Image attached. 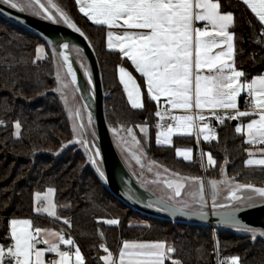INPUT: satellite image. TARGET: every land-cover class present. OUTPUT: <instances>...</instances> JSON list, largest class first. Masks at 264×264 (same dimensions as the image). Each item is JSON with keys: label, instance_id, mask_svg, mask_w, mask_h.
Returning a JSON list of instances; mask_svg holds the SVG:
<instances>
[{"label": "trees", "instance_id": "1", "mask_svg": "<svg viewBox=\"0 0 264 264\" xmlns=\"http://www.w3.org/2000/svg\"><path fill=\"white\" fill-rule=\"evenodd\" d=\"M21 1L16 0L19 6L14 9L21 11L23 8L21 12L42 18L28 12ZM31 1L37 8L35 1ZM40 2L46 4V0ZM52 2L84 33L96 55L104 90L106 121L129 171L135 169L130 168L119 151L118 137L113 129L118 132L143 126L147 128V137L138 132L136 136L144 149L146 164H152L157 173L153 175L152 183L171 180L172 177H195L199 180L205 177L206 181L227 178L242 185L264 186V167L245 165L248 144L242 134L235 131L231 121L217 129L214 141L202 144V150L210 153L216 161L210 169H204L199 158L194 162L179 159L175 145L158 146L155 142L158 106L150 99L143 79L133 71L128 61L117 51L106 47L105 27L92 24L78 10L75 0ZM219 2L222 13L233 14L234 61L237 70L245 73L242 80L248 82L263 75L264 26L242 1ZM40 45L44 47L42 59L37 58ZM69 48L78 62L73 50L82 51L73 45ZM123 64L141 85L144 105L141 109L130 106L119 81L118 66ZM57 65L63 64L47 42L0 15V245L11 244L9 222L12 219H29L33 221L34 228H54L66 234L79 247L85 264H102L105 247L116 257L124 241L167 243L174 252L166 264H171L172 260L179 261V264H215L216 251L222 258L239 257L240 264H264L263 239H253L231 227L153 218L131 209L115 197L87 161L85 153L76 146H65L73 136V129L55 92ZM17 122L20 124L19 135L15 127ZM182 141L184 139L176 138L175 143ZM99 167L103 169L101 162ZM165 168L168 172L164 171ZM49 188L55 191L58 219L34 212V193ZM192 202L194 206L184 209L206 211L195 204L196 200ZM250 202L246 207L263 203L258 197ZM219 210L226 209H215ZM108 219H116L119 223H103ZM65 220L69 224H65Z\"/></svg>", "mask_w": 264, "mask_h": 264}, {"label": "snow or ice", "instance_id": "2", "mask_svg": "<svg viewBox=\"0 0 264 264\" xmlns=\"http://www.w3.org/2000/svg\"><path fill=\"white\" fill-rule=\"evenodd\" d=\"M8 4L11 8H18L16 0H0ZM80 5V12L84 14L94 24L107 26L109 29H124L123 34L116 35L112 31L107 33V47L118 49L135 66L136 71L146 78L147 93L151 100L159 102L161 97L166 98V103L172 110L182 109L186 113H191L195 108L194 114L170 115L169 112L157 111L155 115L163 122L166 117L170 118L174 124H158V128L164 130L157 134L156 142L160 145H171L173 135H193L196 131L197 138L203 135L205 141L216 139V135L207 123L202 126L197 125V121H204L206 117L202 114L204 109L210 110L216 115L217 110H224L225 113L231 111L233 115L216 116L220 123L225 119L237 120L242 117L256 116L246 125L247 140L251 145H264V75L253 78L250 82L242 80L245 77L243 71L235 68L234 61V34L229 32L233 25V14L222 13L219 0H76ZM51 8H55L63 22L68 27L84 35L79 28L62 12L52 0H47ZM243 3L251 8L252 12L259 18V22L264 25V0H243ZM45 12L46 19H53L48 14V8L41 4L40 0H35ZM23 11V8H20ZM197 22H203V27H196ZM62 47L67 50L68 44ZM43 49L38 48L41 53ZM63 57L68 76L71 77L70 83L76 85L77 76L73 70L72 63L69 62L68 55L60 53ZM38 59L41 57H37ZM120 82L124 86L131 107L141 109L144 107L141 100L140 87L137 85L133 76L123 67L119 69ZM57 80L60 87L57 91L63 92L68 87L64 82L59 71ZM89 83L91 80L89 79ZM242 93H246L247 110L241 111L238 107V98ZM66 100V98H65ZM76 115H79L77 112ZM91 117H89V121ZM2 123V122H0ZM17 135H19L20 124L15 125ZM83 125L80 128L83 129ZM243 128L237 126L235 131L242 133ZM115 132L116 130L113 129ZM127 133L132 141L139 146L133 130L128 128ZM141 132L147 131L146 127H140ZM81 133V137H82ZM76 143H86L83 138ZM89 151H91L89 149ZM264 154V148L259 150ZM177 156L184 160L192 159L191 149L179 150ZM100 155L96 150L94 156L90 154L89 160L97 164L94 157ZM207 155V164L215 166L216 161L211 154ZM249 157L254 155L249 151ZM133 158L137 163L140 156L133 153ZM154 163V162H153ZM247 166H264V158H249ZM157 167H160L157 165ZM151 171V168H149ZM97 171L101 177L104 172ZM168 172V169H164ZM178 176V174L173 173ZM234 179V178H233ZM184 181L199 185L198 191L193 194V199H197L204 207L206 201L203 195V184L199 178L180 177L176 180H165L164 183L173 191V197L181 195L185 187ZM223 183L229 186L227 199L231 201H241L238 192L250 190L264 202V188H257L251 184L234 183L233 180L211 181L213 189V208L228 209L222 216L224 223H236L235 213L241 209L239 207L229 208V205L216 204V191L218 184ZM54 189L49 188L42 196L36 193L34 200L36 213H47L50 217H56V205L51 197ZM255 197L249 196L247 199L252 201ZM166 210V209H164ZM183 211V209H179ZM65 224L69 221L65 220ZM103 223L117 225L116 219L104 220ZM9 237L13 243L10 245H0V264H85L84 257L79 247H75L74 252L62 251L60 245L74 246V241L58 232H44L42 229L33 227V221L29 219H12L9 222ZM244 232H252L253 239L256 238L255 230L248 227L239 228ZM48 236L53 239H43L40 237ZM259 235L264 236V232ZM47 245L46 249H40L38 244ZM107 253L102 256L104 264H165L166 260L171 259L174 248L166 246L164 242L138 243L124 241L114 257L106 247ZM47 253H55L58 259L45 260ZM74 257V260H73ZM171 264H179V261L172 260ZM218 264H240L239 257H232L230 260H219Z\"/></svg>", "mask_w": 264, "mask_h": 264}, {"label": "water", "instance_id": "3", "mask_svg": "<svg viewBox=\"0 0 264 264\" xmlns=\"http://www.w3.org/2000/svg\"><path fill=\"white\" fill-rule=\"evenodd\" d=\"M0 15L40 36L53 48L62 64H64V61L58 52V45L61 41H66L68 46L73 45L77 47L84 54L90 67L91 78L83 74L73 53L68 47V51L72 57L73 70L77 76L76 84L80 95L85 104L89 94L93 99V113L91 116L98 143L97 150L100 153L98 157L101 160L103 168L101 169L99 167V169L104 172V176L101 177L99 175L97 165L94 164L93 166L115 197L133 210L153 218L170 222L210 225L213 227L225 226L231 228L248 227L252 229H264V202L240 208L241 210L235 213L236 223L232 224L224 223L222 216L218 214L228 209L215 211L212 210V203H206L204 206L207 208L206 211H189L185 209L179 211L182 208L176 207L148 191L128 170L113 142L105 117L104 90L99 64L86 38L81 36L79 32L68 27L66 23L60 24L46 20L45 18L32 16L11 8L2 2H0ZM64 68L66 70V67ZM89 79L91 80L90 86L88 84ZM87 103H89V100H87ZM231 124L236 126L237 122L234 120L231 121Z\"/></svg>", "mask_w": 264, "mask_h": 264}, {"label": "rangeland", "instance_id": "4", "mask_svg": "<svg viewBox=\"0 0 264 264\" xmlns=\"http://www.w3.org/2000/svg\"><path fill=\"white\" fill-rule=\"evenodd\" d=\"M21 3L24 7H26L28 12H30L32 14H36V15L38 14L42 18H45L44 10L41 9L38 5L36 8L34 6V3L31 0H23V1H21ZM45 5L48 8V14L53 16V19L49 20V19L45 18L46 20L56 22V23H60V24H65L63 22V19L59 16V13H57L56 9L51 8L48 5L47 0H46ZM38 48L43 49V46L40 45V46H38ZM73 52L77 56L79 66H80L83 74H86L87 76H89V78H91L90 67L88 65L87 60L84 58L83 54L77 50H73ZM38 56L41 57L39 59H42L44 57L42 55V52L41 53L37 52V57ZM58 71H59L61 77L64 79V82L68 84V87L63 89L62 93L60 91H57V89L60 87V83L57 80V86H56L55 92H56L59 100L63 104L64 108L66 109L67 115L70 119L71 126L73 129V136L65 144V146H67V147L68 146H71V147L76 146L77 148H79L81 151H83L85 153L87 161L89 163H91L89 160V156H90V154L94 156V153L98 149V143H97V138L95 135V127H94V124L92 121V116L89 113L87 106H86L85 102L83 101V99L80 95L77 84L72 85L70 83L71 77L68 76L67 69L65 71L60 65H57V72ZM57 72H56V77H57ZM88 84L90 86L89 81H88ZM72 95H74V96H72ZM65 98H66V100H65ZM77 112L79 113V115H76ZM89 117H91L90 121H89ZM80 125L84 126L83 129L80 128ZM136 132L140 133V135L143 137H147V131H146V133L141 132L140 127H137V130H133V134L135 135L136 140H138V138L136 136ZM81 133L83 134L82 137H81ZM114 135L118 137L116 143H117V147L119 148V151L121 152L123 157L126 159L130 168L135 169V171L130 169V172L133 175H135L136 178H139L140 182L144 186L148 187L154 194L155 193L159 194L163 199H165L169 202L171 201V203L176 207L184 209V208H190V207L194 206L192 201L197 200V199H193V194L196 193L198 190L196 191L194 189V187L188 186V187L184 188L183 191H181L180 196L170 199V197H173V191H172V189H169L167 186L165 187L164 181L160 180L159 182L158 181L156 182V180H155L153 183L151 182L152 178L154 177L153 175L154 174L157 175V173H155L156 171H155V168L152 164H150V163L146 164L145 157H144V149H143L141 143L139 144V146H137L132 141L131 136L128 135L126 130L124 131V130L120 129V130H118V132L115 131ZM81 138H83V140L86 143H76V141L80 140ZM89 149L91 151H89ZM134 152L136 155L140 156V162L139 163H137L136 159L133 158ZM94 158L97 161V164H95V165L99 166V162H101V160L99 159V157H94ZM91 165L93 166L94 164L91 163ZM149 168H151V171L149 170ZM220 180H222V179H220ZM223 180H225V178ZM200 181L203 184L204 200L206 201V203L208 200H210L213 203V189L211 188V184H210L211 180H207L205 182V177H203V180H200ZM159 183H161L162 185ZM163 187H165L166 190ZM228 188H229V186L226 184H223V183L218 184V188L216 191V199H215L216 202L217 201L219 202L218 204H222L225 201H228V199H227V197L229 195ZM193 191H195V192H193ZM228 203H229V208H234V207L240 208L241 206L251 204V202L248 200H242L239 202L228 201ZM203 208L207 209L205 207H203ZM238 229L239 228H234V230L236 232L244 233V234H247V235H250L251 237H253L252 232H244V231H241ZM254 230L256 233V238H260V239L264 240V236L259 235L260 232H264V229H254Z\"/></svg>", "mask_w": 264, "mask_h": 264}, {"label": "crops", "instance_id": "5", "mask_svg": "<svg viewBox=\"0 0 264 264\" xmlns=\"http://www.w3.org/2000/svg\"><path fill=\"white\" fill-rule=\"evenodd\" d=\"M240 1H242L243 2V0H240ZM75 2H76V0H75ZM76 5H77V7H78V10L80 9V5L76 2ZM246 5V4H245ZM247 6V5H246ZM248 7V6H247ZM249 8V7H248ZM249 10L252 12V10H251V8H249ZM80 11V10H79ZM82 13V12H81ZM255 16H256V14L254 13V12H252ZM83 14V13H82ZM84 15V14H83ZM86 17V16H85ZM87 18V17H86ZM256 18L259 20V18L256 16ZM88 19V18H87ZM89 20V19H88ZM92 24H94L91 20H89ZM233 23H234V19H233ZM94 25H97V24H94ZM99 26H103V27H105V29H106V47H107V33H108V31H112L114 34H116V35H121V34H123V31H124V29H121V28H113V29H109L107 26H104V25H99ZM196 27H203L204 26V24H203V22H197L196 23V25H195ZM233 26V25H232ZM232 26H230V28H229V32H231V28H232ZM264 26V25H263ZM232 33V32H231ZM233 34V33H232ZM108 48V47H107ZM109 49V48H108ZM110 50V49H109ZM111 50H113V51H117L120 55H121V57L122 58H124V59H126L127 61H128V63L131 65V67H132V69H133V71L138 75V76H140L142 79H143V81H144V85H145V88H146V91H147V87H146V78L145 77H143L142 76V74L141 73H139L138 71H136V69H135V66L132 64V62L127 58V57H125L122 53H120L119 52V50L118 49H111ZM234 53H235V39H234ZM42 55L44 56V47H43V51H42ZM121 67H123L126 71H128L132 76H133V79L136 81V83H137V85L140 87V91H141V100H142V103H143V94H142V88H141V85H140V83H139V81L137 80V78L135 77V75H134V73L133 72H131V70L126 66V65H120V66H118V78H119V81H120V73H119V69L121 68ZM235 68H236V66H235ZM237 69V68H236ZM264 75V74H263ZM258 76H260V75H258ZM255 77H257V76H255ZM255 77H253V78H255ZM252 78V79H253ZM242 79V78H241ZM251 79V80H252ZM251 80H249L248 82H250ZM121 83V82H120ZM122 84V83H121ZM122 86H123V84H122ZM123 88H124V86H123ZM125 91V90H124ZM126 93V92H125ZM126 96H127V93H126ZM244 97H247V94L246 93H242L241 94V96L238 98V107H239V109L241 110V105H242V100H243V98ZM127 99H128V97H127ZM128 102H129V100H128ZM155 103H156V105L158 106V110L159 111H161L162 110V108H163V106H164V104H167L166 103V98H164V97H161V99H160V101L159 102H157V101H154ZM129 104H130V102H129ZM130 106H131V104H130ZM193 110V109H192ZM241 111H244V110H241ZM225 113V111L224 110H217L216 111V114H218V113ZM229 112H231V111H229ZM228 113V112H227ZM169 114L170 115H176V116H180V115H185V114H194L193 113V111L191 112V113H186L184 110H182V109H175L174 111H172V112H169ZM202 114L206 117V119L204 120V121H197V125H198V127L199 126H202L204 123H207L208 124V119H209V117L211 116V115H213V113L210 111V110H208V109H204L203 111H202ZM254 118H258V117H256V116H250V117H242V118H240V119H237V120H235L236 122H237V124H236V126H235V128L237 127V126H241L244 130H243V132L242 133H240V134H242V136H243V138H244V140H245V142H246V140H247V130H246V125H247V123H249L250 121H251V119H254ZM232 121H234V120H232ZM172 124H174V122H172ZM212 130V129H211ZM160 131H162L160 128H158L157 129V132H156V134H155V142H156V138H157V134L160 132ZM196 131L197 130H194L193 131V135H173V137H172V144L171 145H167V144H164V145H160V144H157V142H156V144L158 145V146H162V147H171V146H174L175 145V153L177 152V149H179V150H187V149H191V152H192V159L191 160H189V161H186V160H184L183 159V157H179V156H177V154H176V156L179 158V159H182V160H184L185 162H194L197 158H199V160L201 161V164H202V166L204 167V169L206 168V169H210L211 167H213V166H209L208 164H207V155L206 154H210V153H208V152H206V151H203L202 150V144H208V143H210V142H212V141H214V140H209V141H205L204 139H203V135H200L199 136V139L197 138V135H196ZM212 132H214L215 133V135H216V138H217V132H218V130L216 129V130H212ZM176 138H179V139H184V141H182V142H178V143H175V140H176ZM186 140V141H185ZM247 143V142H246ZM248 144V143H247ZM195 146H197V148L195 147ZM262 148H264V145H262V144H256V145H251V144H248V149H247V158H246V160H245V165H246V161L249 159V158H253V159H259V158H264V154H262L259 150L260 149H262ZM249 151H251V152H253L254 153V155L252 156V157H249V155H248V153H249ZM247 166V165H246ZM247 167H264V166H247ZM178 178H180V177H172L171 178V180H176V179H178ZM220 181H223V180H220ZM184 183H185V187L184 188H186V187H188V186H192V187H194V189L197 191L198 190V188H199V185H197V184H194V183H190V182H188V181H184ZM183 188V189H184ZM257 188H264V186H260V187H257ZM183 189H182V191H183ZM48 190V189H47ZM47 190H45L44 192H36V193H40L42 196L47 192ZM36 193H34V196H33V208H35L36 207V203H35V200H34V197H35V194ZM238 195L239 196H241V201L242 200H248L247 199V197H249V196H253V197H255V194L253 193V192H251L250 190H242V191H240V192H238ZM161 199H163V198H161ZM51 200H52V202L56 205V212L58 213V210H59V206L55 203V191H54V194H53V196L51 197ZM163 200H165V199H163ZM165 201H167V200H165ZM229 201V200H228ZM228 201H225L224 203H222V205H229V203H228ZM249 201V200H248ZM168 202V201H167ZM232 202H239V201H232ZM215 203L216 204H218V202H216L215 201ZM228 203V204H227ZM195 204L196 205H198L199 207H201V205H200V203H199V201L198 200H196V202H195ZM213 204V203H212ZM241 207H246V205H244V206H241ZM201 208H203V207H201ZM212 210H215L214 208L212 209ZM35 212V211H34ZM36 213V212H35ZM36 214H42V215H46V216H48L47 215V213H36ZM50 217V216H49ZM52 218H56V217H52ZM40 229H42L44 232H58V233H61V234H63L64 236H65V238H69V237H67V235L66 234H64V233H62V232H60V231H58V230H56V229H54V228H40ZM9 232H10V228H9ZM40 239L41 240H43V239H53L52 237H48V236H44V235H42L41 237H40ZM128 242H138V243H140L141 241H128ZM11 243H13V241H11ZM142 243H151V242H142ZM166 244V246H168V244L167 243H165ZM37 247L38 248H40V249H46L47 248V245H45V244H41V245H37ZM75 247H77L76 245H74V246H69V245H60V248H61V250L62 251H64V250H69V251H72V252H74V250H75ZM82 254V253H81ZM107 254V253H106ZM105 254V255H106ZM52 255H56L55 253H47L46 252V255H45V260L47 261V260H49V257L50 256H52ZM83 256V255H82ZM114 256V255H113ZM118 256V255H117ZM115 257V256H114ZM73 260H74V257H73ZM102 264H104V262H103V260H102ZM165 264H166V261H165Z\"/></svg>", "mask_w": 264, "mask_h": 264}, {"label": "built area", "instance_id": "6", "mask_svg": "<svg viewBox=\"0 0 264 264\" xmlns=\"http://www.w3.org/2000/svg\"><path fill=\"white\" fill-rule=\"evenodd\" d=\"M247 100H248V97H244L243 98L242 105H241V110H247V107H246V101ZM161 111L172 112L174 110H172L170 108V105L164 104V106H163V108H162ZM192 111H193V113H195L197 110L195 108H193ZM233 114H234L233 112H228V113H223L222 112V113H218L216 115H211L209 117V119H208V125H209L210 129L216 130V129L222 127L226 123V121H232L231 119H225L224 120V123H220L219 120L216 118L217 115L218 116H225V115H229L230 116V115H233ZM172 122L173 121L170 118L166 117V119L163 122H161L160 119H159L158 124L163 123V124L167 125V124H172ZM160 129L161 130H164L162 128H160ZM205 182H206V180H205ZM207 203L208 204H211L212 202L210 200H208ZM214 235H215V233H214ZM41 244L42 243H40L38 245H41ZM64 251H69V250H64ZM55 259H58V257L56 255H52V256L49 257V260H55ZM221 259H223V260H230L229 258H222V257H220L218 255L217 251H216L215 264H218V261L221 260Z\"/></svg>", "mask_w": 264, "mask_h": 264}, {"label": "bare ground", "instance_id": "7", "mask_svg": "<svg viewBox=\"0 0 264 264\" xmlns=\"http://www.w3.org/2000/svg\"><path fill=\"white\" fill-rule=\"evenodd\" d=\"M65 43H67V42H66V41H61V42H59V45H58V52H59V55H60V53H65L66 55H68L69 62L72 63V57H71V55H70L68 49L65 50V49L62 47V45L65 44ZM60 57H61L62 60H63V57H62L61 55H60ZM72 96H74V95H72ZM89 98H90V99H89ZM87 100H89V103H87ZM92 103H93V99H92L91 95L89 94V95L87 96V98H86V105H87V109H88V111H89L90 114L93 113Z\"/></svg>", "mask_w": 264, "mask_h": 264}]
</instances>
